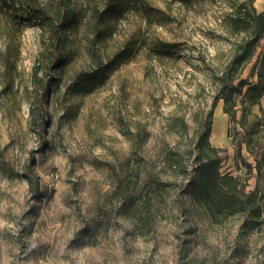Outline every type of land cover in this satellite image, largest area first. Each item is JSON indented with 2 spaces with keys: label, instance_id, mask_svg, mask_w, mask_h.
<instances>
[{
  "label": "rangeland",
  "instance_id": "rangeland-1",
  "mask_svg": "<svg viewBox=\"0 0 264 264\" xmlns=\"http://www.w3.org/2000/svg\"><path fill=\"white\" fill-rule=\"evenodd\" d=\"M238 1L31 0L73 24L57 65L54 50L38 61L50 27L0 0V264H264V170L245 146L236 154L222 100L210 142L221 172L258 193L261 217L215 222L187 172L238 39L225 30ZM36 64L53 80L46 101Z\"/></svg>",
  "mask_w": 264,
  "mask_h": 264
},
{
  "label": "trees",
  "instance_id": "trees-1",
  "mask_svg": "<svg viewBox=\"0 0 264 264\" xmlns=\"http://www.w3.org/2000/svg\"><path fill=\"white\" fill-rule=\"evenodd\" d=\"M176 1L190 5L196 0ZM2 2L12 10L16 17L22 20H33L35 25L43 31L50 27L48 40H43V48L38 61H50L51 59L47 55H52L54 50L57 65H61L64 61V51L68 32L73 25L72 22L59 21L62 17H57L56 19L60 23L55 24L54 18L44 9L33 8L31 10V0H10V2L2 0ZM117 11H119L118 6L113 5L108 8L105 14L112 15ZM225 30L228 34L237 36L238 39L234 43L230 61L220 75L216 76L215 102L213 108L207 112L203 119L201 132L195 144L197 152L195 166L190 171L187 169V172H190L194 184L192 190L194 203L203 208L212 220L220 222L238 214H247L258 220L262 215L258 193L256 191L248 192L239 176L221 172L226 158L220 154L223 153L222 149L211 145L210 137L214 124V109L217 103L222 100L223 113L238 125L231 139L236 154L242 157V148L245 146L254 157V168L257 171L264 170V109L261 105L264 101V45L262 44L264 41V10L258 11L255 0L238 1L225 17ZM253 61L249 76L242 78L246 67ZM39 71H41V65L36 64L33 75L35 80L41 84L46 101L53 80L47 81L43 85L38 76ZM254 78H256L255 81ZM94 80L85 78L88 83H92ZM253 107H259L260 113H253ZM31 111L34 114L33 107ZM242 162L249 172H253L252 164L243 159ZM25 177L31 191L37 195V178L34 177L31 170L25 174Z\"/></svg>",
  "mask_w": 264,
  "mask_h": 264
},
{
  "label": "bare ground",
  "instance_id": "bare-ground-1",
  "mask_svg": "<svg viewBox=\"0 0 264 264\" xmlns=\"http://www.w3.org/2000/svg\"><path fill=\"white\" fill-rule=\"evenodd\" d=\"M218 114H219V113H218ZM214 119H215V118H214ZM217 119H219V118L217 117ZM220 119H221V117H220ZM218 122H219V121H218ZM219 125H220V124H219ZM222 127H223V126H222ZM215 133H216V132H215ZM215 133H214V134H215ZM215 135H217V134H215ZM217 136H218V135H217ZM214 137H215V136H214ZM216 138H217V137H216ZM219 138H221V137H219Z\"/></svg>",
  "mask_w": 264,
  "mask_h": 264
},
{
  "label": "crops",
  "instance_id": "crops-1",
  "mask_svg": "<svg viewBox=\"0 0 264 264\" xmlns=\"http://www.w3.org/2000/svg\"><path fill=\"white\" fill-rule=\"evenodd\" d=\"M263 10V9H262ZM262 10H260V11H262Z\"/></svg>",
  "mask_w": 264,
  "mask_h": 264
}]
</instances>
